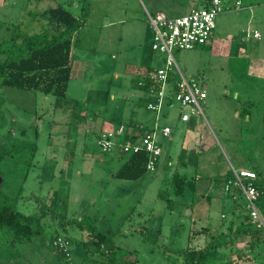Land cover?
<instances>
[{"label": "rangeland", "instance_id": "1", "mask_svg": "<svg viewBox=\"0 0 264 264\" xmlns=\"http://www.w3.org/2000/svg\"><path fill=\"white\" fill-rule=\"evenodd\" d=\"M203 1L0 0V42L10 34L7 11L28 35L41 31L37 16L44 9L61 5L83 19L73 36L74 70L62 108L51 95L0 88V191L15 198L17 212L44 216L41 234L30 241L0 229V264L104 262L85 249L90 237L75 224L84 217L96 233L112 238L118 264H183L186 248L202 249L216 235L203 226L227 223L235 205L243 206V197L233 201L222 194L215 179L233 169L264 175V0H224L231 9L216 16L212 47L174 52L183 75L196 79L207 98L200 101L203 115L189 123L180 119L177 104L164 107L158 123L171 134L159 137L162 155L154 171L135 181L116 179L126 156L97 145L100 131L120 122H155L145 106L150 98L132 72L139 52L146 63L153 59L149 68L164 66L165 55L151 47L146 10L174 18L202 8ZM134 22L147 28L139 40L126 36ZM174 174L197 184L195 190L175 196L169 183ZM210 187L216 195L208 201ZM235 248L243 246L212 251L204 264H227Z\"/></svg>", "mask_w": 264, "mask_h": 264}, {"label": "trees", "instance_id": "2", "mask_svg": "<svg viewBox=\"0 0 264 264\" xmlns=\"http://www.w3.org/2000/svg\"><path fill=\"white\" fill-rule=\"evenodd\" d=\"M209 2L210 0H204L203 7H208ZM227 9L231 8L227 7ZM40 18L45 24L38 33L25 34L21 31L20 24H14L10 28L9 37L0 42V88L10 87L39 92L45 96L51 95L54 98L55 108H62L71 79L73 36L81 28L83 19L74 16L61 5L46 9ZM173 81L174 75H171L169 83ZM134 83L136 84V80ZM121 123L123 122H120V125ZM137 125L141 124L132 121L124 124L126 128ZM125 140L128 138L126 137ZM146 161L147 155L144 152L126 156L124 163L116 170L113 177L135 181L148 172ZM254 173L256 179L253 180V185L260 195L257 204L261 210L264 175L262 172ZM232 177V172H227L219 181L224 184ZM169 183L172 193L178 197L183 196L186 190H195L193 181H187L178 174H174ZM14 201L15 198H9L0 191V229H10L14 239L18 241H30L33 236L41 234L40 221L44 217L43 213L23 215L13 209ZM245 206L244 199L242 207L235 205L236 214L227 223L222 220L220 226L226 227L228 233L225 238L219 241L217 235H212L208 237L209 241L204 248L198 250L186 248L182 252L183 264H204L212 251L216 252L226 247L229 249V246L232 249L235 243L242 245L243 248L232 250L234 255L227 264H253L255 261L264 264V228L251 222ZM234 219L239 223L235 224ZM75 224L80 231L88 232L90 241L84 244L88 255H99L103 258L104 262L95 261L93 264H118L115 253L119 250L110 236L96 233L89 217H84ZM207 230L211 229L207 228ZM203 231L206 232V229L200 233Z\"/></svg>", "mask_w": 264, "mask_h": 264}, {"label": "built area", "instance_id": "3", "mask_svg": "<svg viewBox=\"0 0 264 264\" xmlns=\"http://www.w3.org/2000/svg\"><path fill=\"white\" fill-rule=\"evenodd\" d=\"M224 10H227L224 0H210L208 7L192 9L188 14L174 18L160 13H147L148 22L154 31L151 47L153 51L165 55L164 66L139 73L136 85L141 90L145 89L144 92L151 99L146 108L155 113V122L151 128L143 125L126 128L119 125L115 129L100 132L97 145L103 152L117 151L124 156L144 152L147 155L146 170L154 171L162 155L159 137L167 138L171 134L170 127L158 123L164 107L177 104L183 122L203 115L200 101L205 100L207 94L198 83L183 75L173 54L207 46L215 29L216 16ZM254 37L259 35L255 34ZM171 75H174V81L169 83ZM126 137L128 140H125ZM232 176L231 180L223 184V193L233 200L238 198V194L242 196L251 222L264 228L257 204L260 195L253 185L256 174L252 170L233 169Z\"/></svg>", "mask_w": 264, "mask_h": 264}, {"label": "crops", "instance_id": "4", "mask_svg": "<svg viewBox=\"0 0 264 264\" xmlns=\"http://www.w3.org/2000/svg\"><path fill=\"white\" fill-rule=\"evenodd\" d=\"M238 3V4H237ZM240 5V3L239 2H236V6H239ZM149 6L151 7V8H154V5H153V3H151V2H149ZM233 9H234V7H233ZM236 9V8H235ZM46 9H44L43 11H41V13H40V15L45 11ZM241 10V9H240ZM8 15H9V19H8V22L7 23H5V24H7L8 25V27L9 28H11L12 27V25H14V24H20L21 25V28H22V26H23V23H22V21H13L14 20V17H12V16H10V15H12V12L11 11H7L6 12ZM150 14L149 13V11L148 10H146V14ZM40 15H38L36 18L37 19H40L41 21H43L41 18H40ZM77 17V16H76ZM169 18V17H168ZM20 22V23H19ZM22 23V24H21ZM43 23L45 24V22L43 21ZM135 23V26H134V29H133V31H132V33H126V36L129 38V37H132V40H134V39H137V40H139L140 39V37L142 36V31L143 30H145V29H147L146 28V26L145 25H143V23H141V22H134ZM8 28V29H9ZM42 28H43V26H42ZM146 31V30H145ZM255 34H258V33H254L253 34V39L254 40H259L260 39V35H259V37H254V35ZM122 38V35L120 34V37H119V39H121ZM212 41H210L209 43H208V45L207 46H205V47H212V43H211ZM205 47H203V48H205ZM196 50H199V49H196ZM136 58H135V61H137V64L136 65H134L135 67H133V69H132V72H133V74H139V73H142V72H147V71H154V69H151V68H149L150 66V64L152 63V60L153 59H150L149 61H148V63H146L147 61L142 57V54L139 52V53H137L136 55ZM161 60H163V57H162V59ZM144 64V65H143ZM73 70H74V68H73V63H72V61H71V78H72V76H73ZM156 70V69H155ZM136 78L137 77H135V79H134V77H133V79H134V81L136 80ZM191 81H194V82H196V83H198L199 84V82L196 80V79H191ZM200 85V84H199ZM69 87V86H68ZM200 87H201V85H200ZM202 88V87H201ZM203 89V88H202ZM205 91V90H204ZM151 100V99H150ZM246 113H249V111H247ZM245 113V114H246ZM248 115H250V114H248ZM248 115H245L246 117H247V121H249V116ZM238 116H239V114H238ZM186 123H189V122H186ZM139 124H141V125H143V126H146V127H148V128H151L153 125H151V127H150V125H147V124H144V123H139ZM120 125V124H119ZM118 125V126H119ZM122 125V124H121ZM117 126V127H118ZM124 126V125H123ZM167 126V125H166ZM169 127V126H168ZM101 132V131H100ZM228 172V171H227ZM226 172V173H227ZM226 173H223L222 175H220V177L219 178H217V179H215V182H218L220 185H221V182L219 181L220 180V178L221 177H224L225 175H226ZM218 180V181H217ZM196 185L197 184H195V187H196ZM222 186V190H221V192H222V194H223V184L221 185ZM208 191H210V194H206L205 195V199H207L208 201H211V199L216 195V190L215 189H213L212 187H210L209 188V190ZM233 201H235V200H233ZM234 214H236V210H235V213ZM222 218V217H221ZM238 220H236V222H237ZM221 226H220V224H217L216 226H211V227H204L203 226V228H210L211 230L213 229V230H215V231H217L216 232V235L218 234V233H221V235L223 236V237H225L226 235H227V231L224 229V227H222L223 228V230H221V228H220ZM202 228V227H201ZM199 230V229H198ZM220 231V232H219ZM220 235V234H219ZM218 236V235H217ZM219 238V237H218ZM263 256H264V250H263Z\"/></svg>", "mask_w": 264, "mask_h": 264}]
</instances>
